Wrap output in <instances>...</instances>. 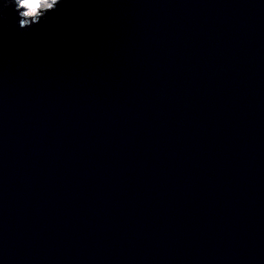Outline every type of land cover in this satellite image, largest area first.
<instances>
[{
    "label": "water",
    "instance_id": "1",
    "mask_svg": "<svg viewBox=\"0 0 264 264\" xmlns=\"http://www.w3.org/2000/svg\"><path fill=\"white\" fill-rule=\"evenodd\" d=\"M0 8V264H264V0Z\"/></svg>",
    "mask_w": 264,
    "mask_h": 264
},
{
    "label": "clouds",
    "instance_id": "2",
    "mask_svg": "<svg viewBox=\"0 0 264 264\" xmlns=\"http://www.w3.org/2000/svg\"><path fill=\"white\" fill-rule=\"evenodd\" d=\"M53 2L54 0H14L15 6L23 9L26 19L37 17Z\"/></svg>",
    "mask_w": 264,
    "mask_h": 264
},
{
    "label": "snow or ice",
    "instance_id": "3",
    "mask_svg": "<svg viewBox=\"0 0 264 264\" xmlns=\"http://www.w3.org/2000/svg\"><path fill=\"white\" fill-rule=\"evenodd\" d=\"M59 3H60V0H54V2L51 3V4L47 7V9H46L44 12H42L41 14H39L37 17L32 18V20H33V21H36L39 17L42 16V14H44V13H50V12H52L54 9L56 10V7H57V5H58ZM3 11H4V9H3V8H0V14H2Z\"/></svg>",
    "mask_w": 264,
    "mask_h": 264
}]
</instances>
